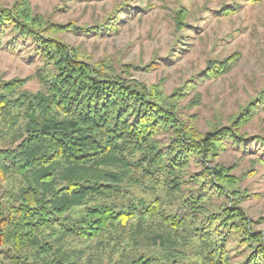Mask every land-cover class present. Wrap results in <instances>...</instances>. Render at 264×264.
Listing matches in <instances>:
<instances>
[{"label":"trees","instance_id":"1","mask_svg":"<svg viewBox=\"0 0 264 264\" xmlns=\"http://www.w3.org/2000/svg\"><path fill=\"white\" fill-rule=\"evenodd\" d=\"M117 22H45L23 1L0 4V46L30 40L41 61L33 75L0 79V264H264V231L241 206L251 195L233 167L212 164L227 144L251 153L250 139L264 161V137L240 133L264 107V86L228 126L199 133L181 119L184 94L127 74L147 66L117 73L56 37L115 33ZM234 60L208 63L200 78Z\"/></svg>","mask_w":264,"mask_h":264},{"label":"rangeland","instance_id":"2","mask_svg":"<svg viewBox=\"0 0 264 264\" xmlns=\"http://www.w3.org/2000/svg\"><path fill=\"white\" fill-rule=\"evenodd\" d=\"M16 1H23L32 15L45 22L91 27L117 20L115 33L65 32L56 37L89 61L117 73L126 70L124 65L147 66L127 74L146 86H160L165 95L184 94L178 103L181 119L199 133L214 125L228 126L264 86V0H0V4L10 7ZM225 8L233 10L221 15L218 10ZM179 11L187 14L183 29L175 24ZM9 37L4 35L3 42ZM32 50L30 40L19 39L13 50L1 45L0 79L33 75L41 61ZM228 57L235 60L225 73L200 78L208 63ZM38 87L34 78L25 85L32 92ZM196 97L199 104L190 106ZM240 133L264 137V107ZM248 143L251 153L227 144L212 164L233 167L230 174L238 179L237 188L251 195L241 206L254 229L264 231V161L257 160L261 147L253 139ZM199 169L194 159L187 171ZM212 202L218 205L223 199Z\"/></svg>","mask_w":264,"mask_h":264}]
</instances>
